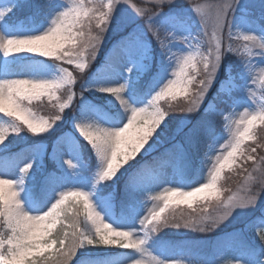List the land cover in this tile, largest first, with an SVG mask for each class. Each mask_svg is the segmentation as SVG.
<instances>
[{
  "label": "snow or ice",
  "instance_id": "6c2138e0",
  "mask_svg": "<svg viewBox=\"0 0 264 264\" xmlns=\"http://www.w3.org/2000/svg\"><path fill=\"white\" fill-rule=\"evenodd\" d=\"M128 3L130 0H87V3L72 0L70 5L61 0H11L9 7L0 8V50L5 57L13 53H34L53 60L50 65L45 60L25 63L27 57L24 55L0 60V114L7 118L6 125L0 124V218L7 229L6 233L0 234V264H107V261L84 258L82 250L112 246L128 250L123 253L126 264H166L162 252L154 255V251H149L150 242L152 246L158 243L156 233L165 228L208 232L221 225L227 227L246 210L256 209L264 196V191L253 192L248 183L258 182L264 189V154H257V148H264V143L254 132L257 121L264 123V102L258 110L244 112L233 122L234 128L229 125L231 138L215 155L208 181L192 190H181L185 184L195 183V177L189 181L186 175L194 168L192 153H200L206 147L204 154L210 156L223 139L212 127V117L217 113L206 94L213 87L214 79L218 80L224 53L236 50L224 49L217 33L223 34L227 28L231 38L234 24L248 30L237 29L239 38L245 42L244 53L253 59L239 62L237 75L229 71L227 78L219 82L215 97L223 94L224 103L239 106L249 80L253 84L259 81L264 88V67L259 66L264 62V11L257 18L251 10L254 6H248L242 0L234 7L230 4L219 6L212 17H204L196 27L197 34L201 29L206 34L209 23L212 24L214 46L207 54L199 49L188 50L185 54V48H177V44L195 39L194 21L175 6L164 10V6L172 5L174 0H153L159 8L157 12L132 4L138 16L146 17L147 30L158 43L161 54L157 75L141 92L138 82L150 64L152 42L144 38L145 27L137 22L136 16L122 14L120 5ZM259 7L264 10V2ZM24 9L30 11L22 14ZM237 12L241 15L237 16ZM128 28L131 30L113 45L104 63L106 79L118 82L119 86L97 85L88 79L81 84V93L108 94L105 96L111 98L112 107L107 113L98 110L87 104L82 94L73 116L75 132L62 134L55 142L67 146L72 171L64 168L63 156L55 143L50 156L43 143L29 144L20 150L30 153L27 160L20 153L11 152L9 137L13 134L26 130L33 135H52L61 127L66 109L73 104L74 93L68 94L66 99L58 93L70 90L76 82L73 72L64 65H74L80 72H85L108 35ZM116 55H119V62L113 59ZM173 59L176 60V70L172 73L175 79H168ZM121 63L127 75L121 72ZM200 64L204 69L203 78L199 80L198 90L188 96L189 87L200 74ZM256 68L260 69L259 75H254ZM14 76L28 78L13 79ZM121 79L123 82H119ZM178 93L185 94L188 112L201 102L207 104L203 109L204 116L195 124L186 119L180 121L184 127L178 125L177 131L182 133L183 139L174 140L160 157L154 158L159 167L141 163L145 156L157 150L168 127V113L161 109L160 101L166 97L174 99ZM44 97L56 101L53 107L57 111L48 118L38 117L25 104V101L31 104L34 99ZM115 101L119 102V107ZM80 138L94 151L95 165L84 161ZM248 140L255 141L256 146L245 147ZM137 156L140 159H136ZM46 157L55 164L51 170L45 168ZM249 162L253 166L251 169L245 167ZM233 165L248 173L241 189L243 194L221 200L223 189L218 182L224 170ZM200 166H204L203 160H200ZM165 167L175 171L176 187L153 196L152 199L161 201L162 206L155 205L141 219L144 205L140 196L160 178V170ZM17 170L18 176L13 174ZM254 172H260L258 181ZM122 177H126L124 190L118 197L117 185ZM66 188L76 190L65 191ZM199 201H215L218 210L211 213L204 208L205 215L189 216L170 207L187 204L196 213L193 205ZM137 220L141 226L139 232L134 230ZM248 229L258 232L260 245L246 239ZM164 246L181 251L187 248L167 242ZM225 247L234 253V264H264V211L261 217L249 220L243 228L226 232L217 244L218 249ZM188 264H214V261L200 258L189 260Z\"/></svg>",
  "mask_w": 264,
  "mask_h": 264
},
{
  "label": "rangeland",
  "instance_id": "374dc122",
  "mask_svg": "<svg viewBox=\"0 0 264 264\" xmlns=\"http://www.w3.org/2000/svg\"><path fill=\"white\" fill-rule=\"evenodd\" d=\"M61 2L70 5L72 3V0H61ZM262 2H264V0H242V3L248 6H254L252 7L251 10L254 12L257 18H259L261 16L262 11H264L259 7V5ZM10 3L11 0H0V8L9 7ZM85 3H87V0H85ZM239 3L240 0H174V3L172 5L166 4L164 6L165 11L167 10L168 7L175 6L177 8L183 9L185 16L191 18L194 21L193 35L195 36V39L189 38L186 44L178 43L177 48H185V54L187 53L188 50L195 51L197 49H199L202 53L207 54L210 47L214 46V42L212 39L213 37L212 24L209 23L206 30V34H205V30L203 29H201L197 34L196 27L200 25L204 17H212L219 6L230 4L234 7L236 4ZM132 4H136L137 7L142 9H147L151 12H157L159 11V8L153 3V0H130V3L128 4L120 5V7H122L123 9V13H122L123 15L129 17L136 16V19L138 20L137 22L145 27L144 38L152 42L150 64L146 68V70L143 71V74L138 82V88L141 92H143L149 86L150 82L153 80V78L157 75L159 71V66L161 63V54L158 43L156 42L152 33L147 30V27L145 25L146 17L138 16L135 12V9L131 7ZM197 8H199V11L196 10ZM26 10L27 13L30 11V9H26ZM231 15L232 12L231 10H229V17H231ZM236 15L239 16L241 15V13L237 12ZM237 29L242 32L248 31L243 26L234 24V28L232 30L233 35L231 38H229L228 36L227 28L224 29L223 34L217 33V36L221 39V43L224 49H228L229 47H231L236 51L235 52L226 51L224 53V56L222 57L220 69L218 70L217 73L218 80L214 79L213 87H210L209 93L206 94L207 101L212 103L213 111L217 113L212 117V121H213L212 127L218 135L223 137V139L220 140L219 145H217L215 151L210 156L204 154L205 152H207L206 147L200 153H196V152L192 153L194 168L189 170L186 173V175L189 181H191L192 177H195V183H187L181 188V190H192V188L198 187L202 183H206L208 181L209 170L211 168L212 162L214 161L215 155L219 154L222 151V146L226 145L231 138V134L228 130L229 125H231V127L234 128L235 124L233 122L235 120H238L244 112L256 111L258 110L260 104L264 102V94H262L264 93V88L261 87L259 81H257L256 84H253L251 80L248 81L249 87L241 94L243 100L239 106L236 105L229 106V104L224 103L223 101L225 97L223 96V94L219 98H215L216 90L219 88V82L227 78L229 71H231V73L235 76L240 71L239 62L253 59L252 57H249L246 53H244L245 42L241 38H239L240 32ZM130 30L131 28H128L123 32L109 34L106 41L101 46V48L97 49V54L95 59L90 60L88 68L85 70L87 74L86 76H84L82 82L79 84L76 81L70 90L64 89L58 93V95L62 99H66L68 94L74 93L73 104L70 109H66L67 113L64 119L61 121V127L59 128V130L54 132L52 135H48L47 133L33 135L31 133H28L26 130H24L18 135L13 134L11 137H9V139L12 140V144L10 146L11 152L20 153L22 158L27 160L30 153H28L27 151L21 153L20 150L26 149V146L29 144L43 143L47 146V151L50 156V154L53 151L54 143L57 141V138L59 136L65 133H69L73 131L75 132V128L73 125V116L77 112V105L80 96L82 94L87 104L105 113L108 112V110L112 107V105L109 103V100H111V98L105 96L108 94H102L94 91L81 93V84H83L84 81L88 79L94 81V83H96L97 85L111 83L110 86L112 87L119 86L118 82L115 81L112 82L106 79V73L104 71V63L106 57L109 56L110 50L113 48V45H115L121 39V37L126 35L127 32ZM92 31L93 33H95L96 31L94 25ZM175 50L176 49H174V51ZM253 51L255 52L256 49H253ZM17 55L26 56L27 59L25 63L36 62L40 60H45V63L49 65L53 63V60L51 58L40 57L34 53H23V54L13 53L10 56L5 57L3 51L0 50V60H4V59L12 60ZM113 59L114 61L119 62V55L114 56ZM259 66L264 67V62H260ZM64 67L68 68L69 71L73 72L75 80L78 73L79 74L84 73L77 70L74 65H64ZM198 67L200 74L197 76L196 82L189 87L188 96H191L198 90L197 85L199 83V80L203 78L204 75L203 65L200 64ZM120 69L124 75H127L126 68L122 63L120 64ZM175 70H176V60L173 59L172 67L169 71L168 79H175V77L172 75V73ZM259 71L260 69L256 68L254 75H259ZM12 78L27 79L28 77L14 76ZM119 82H123V80L121 79ZM164 83H167V80H165ZM161 87H163V84H161ZM158 90L159 89H157V91ZM154 94L155 93H153V95ZM150 98L151 97H149V99ZM112 99L115 100L114 97H112ZM55 103L56 101L54 100L49 101L46 97L40 100L34 99L31 102V104H28V102L25 101V104L30 111H32L38 117H44V118H48L52 116L53 113L57 111L53 107ZM115 103L116 106L119 107V102L115 101ZM170 105L172 107H170ZM160 107L162 110L168 113V127L165 129L163 135L161 136V143L158 145L157 150L152 152L151 155L145 156L144 160L141 161V163L147 162V164L152 167H159L158 161L154 159L155 157H160L166 148L171 147V144L173 143L174 140L179 141L183 139L182 133L177 131V127L178 125H180V121L186 119L187 121H190L192 124H195L196 122L200 121L204 116L203 109L207 107V104L201 102V104L197 108H195L192 112H188L186 111V109L189 107V104L187 102V98L185 97V94L178 93L176 94L174 99L172 97H166L164 100H161ZM121 111L123 112V109H121ZM61 115L63 116V114ZM127 115H130V113H128ZM0 118H2V114H0ZM6 119L7 118L0 119V124L6 125L7 124V122L5 121ZM161 126L163 127V125ZM180 126L184 127L183 125ZM254 132L256 138L261 143H264V123L257 121L254 125ZM76 135L77 136L79 135L78 132H76ZM42 136L46 138L42 139L41 138ZM80 139L81 141H83L82 138ZM47 142H49L51 145L48 146ZM5 143H7V140L5 141ZM209 143H211V141H209ZM244 146L255 147L256 142L253 140H248L245 141ZM55 147L57 148V151L63 156L61 162L64 168L67 171L71 172L72 168L70 167V163L72 162L69 161L67 155L68 153L67 146L64 144L55 143ZM89 147L91 148L90 145ZM257 151H258L257 152L258 155L264 154V148H257ZM92 155L93 157H95V153L93 150H92ZM136 159H140V157L137 156ZM200 160L204 161L203 167L200 166ZM95 161H96V157H95ZM44 163L46 170H51L52 168L55 167L53 160L48 157L45 158ZM22 166L23 164H21V167ZM245 167L251 169L253 166L249 162L247 165H245ZM196 169L199 170L197 171ZM13 174L18 176L19 170H17ZM247 175L248 173L245 172L243 168H239L236 165H233L231 169L226 168L222 173V177L220 181L218 182L219 186H221L223 189L220 199L226 200L231 195H242L243 193L241 189L246 183L245 177ZM175 176L176 173L171 167H165L160 170V178L153 181L148 186V189L144 191L140 196L141 203L144 205L141 219L143 218V216L148 215L149 210L155 205L160 204L162 206L161 201H154L152 197L158 196L161 192H165L169 188L176 187V181L174 179ZM253 176L256 177L258 181L260 177V172H254ZM125 179L126 177H122L119 182L124 185ZM248 183L251 185L253 192L259 193L261 191H264V189L261 188V185L258 182L249 181ZM89 189H90V185H89ZM64 190L68 191V190H76V189L66 188ZM58 195L59 194H57V198ZM21 196H23V193H21ZM170 207H175V210L177 212H183L189 216H194L197 213H199L200 215H205L206 213L203 212L204 208H208L209 212L211 213H215L218 210L215 201H199L195 203L193 207L196 209V213H193L192 209L188 208L187 204H180L179 206L171 205ZM80 210L81 211L83 210L82 204L80 205ZM262 211H264V196H262L261 200L258 202L256 209L250 211L246 210L241 217H238L231 224H228L227 227L221 225L220 228H217L214 231L200 232V233H204V235L206 234L207 235L201 237L199 241L198 240L195 241L194 239L188 241H177L175 239V243H170L175 245H186L187 248H185L183 251H181L179 248L173 250L169 247H166L164 245L165 242L167 241L160 242L159 240L155 246H152L150 242L149 251H154L153 252L154 255L157 254L155 252H162L163 253L162 258H166V264H173V261L175 262V264H188L189 260L200 259V258H210L214 261V264H234V261H232L233 255H229V256L227 255L231 251L227 247L218 249L217 244L221 242L226 232H231L243 228L245 223H247L249 220L261 217ZM106 222H111V221H108L106 219ZM140 227L141 226L139 224V220H137L134 230L139 232ZM191 230L192 229H185V228H180V229L165 228L162 229L161 232L156 233L155 236L157 237V239H159L161 238L162 233L164 232L166 234H169L170 236L175 235L176 237L180 238V237H185V235L191 232ZM250 230L251 229L245 231V237L248 241L250 239L254 240L259 236L258 232L254 230H251L252 232L251 234H249ZM6 232H7L6 226L3 223V219L0 218V234ZM82 251L84 253V258H87L89 260L107 261V264H126V260L123 253L128 250H122L116 248L115 246H112V247H101V249H86ZM79 256L80 253H78V257Z\"/></svg>",
  "mask_w": 264,
  "mask_h": 264
},
{
  "label": "trees",
  "instance_id": "16d2710c",
  "mask_svg": "<svg viewBox=\"0 0 264 264\" xmlns=\"http://www.w3.org/2000/svg\"><path fill=\"white\" fill-rule=\"evenodd\" d=\"M22 14H27V10L26 9H24L23 10V12H22ZM86 74H87V72H84V73H81V74H79L78 73V75L76 76V81H77V83H81L82 82V80H83V78H84V76H86ZM78 77V78H77ZM31 137V136H30ZM30 137H29V139H30ZM80 144L81 145H83V149H82V152H81V155H82V157H83V159H84V161L87 163V162H89V161H91V164L92 165H95V157H93V155H92V150H91V148L89 147V145H87V143L84 141H80ZM47 145L48 146H50L51 144L49 143V142H47ZM258 152V151H257ZM229 176H230V174H229ZM117 189H118V192H117V196L119 197V196H122L123 195V190H124V185L123 184H121L120 182H118V185H117ZM251 230H250V233L249 234H251ZM170 233V232H169ZM193 233V234H192ZM200 235H203V236H200ZM207 235V234H206ZM206 235H204V233H200V232H198V231H193V230H191V232H189L187 235H185V237H180V238H178V237H176L175 235L174 236H170L169 234H166V233H162V236H161V238H159V239H157V240H159L160 242H165V241H167V243L168 244H170V243H175V239L177 240V241H188V240H200L201 239V237H204V236H206ZM249 242H252V243H255L256 245H260L261 243H262V241L260 240V237L258 236L257 238H255L254 240L252 239H250L249 240ZM228 256L229 255H234V253L231 251L229 254H227Z\"/></svg>",
  "mask_w": 264,
  "mask_h": 264
},
{
  "label": "bare ground",
  "instance_id": "6f19581e",
  "mask_svg": "<svg viewBox=\"0 0 264 264\" xmlns=\"http://www.w3.org/2000/svg\"><path fill=\"white\" fill-rule=\"evenodd\" d=\"M224 98V97H223ZM221 99V98H220Z\"/></svg>",
  "mask_w": 264,
  "mask_h": 264
}]
</instances>
